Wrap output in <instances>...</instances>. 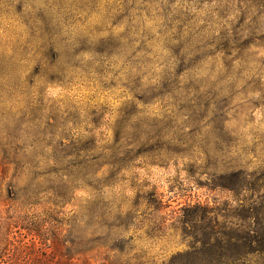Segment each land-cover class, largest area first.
<instances>
[{"label":"rangeland","instance_id":"1","mask_svg":"<svg viewBox=\"0 0 264 264\" xmlns=\"http://www.w3.org/2000/svg\"><path fill=\"white\" fill-rule=\"evenodd\" d=\"M237 170L264 184V0H0V210L56 208L87 249L6 227L0 264H172L181 206L262 195Z\"/></svg>","mask_w":264,"mask_h":264},{"label":"trees","instance_id":"2","mask_svg":"<svg viewBox=\"0 0 264 264\" xmlns=\"http://www.w3.org/2000/svg\"><path fill=\"white\" fill-rule=\"evenodd\" d=\"M224 187L236 192L247 193L263 191L257 199H237L234 219L223 215L221 209L202 204L199 201L187 203L179 209L188 212L185 222L190 225L189 236L191 244L185 252L174 256L172 264H235L248 259L256 253H264V184H248L247 177L242 170L233 171L220 177ZM44 192V191H42ZM41 192V193H42ZM15 201V199L13 200ZM40 204L38 200H27L29 209L19 206H9L1 209L3 218L0 221V231L4 228H24L33 235H39L44 239V230L52 228V250L59 256L73 258L81 256L87 249L78 247L77 239L75 249L63 246L58 235L63 232L64 218H60L62 211L50 210L38 211L35 207ZM5 212V213H4ZM190 213V214H189ZM184 217V216H183ZM230 218V220H229ZM75 243V240L71 241ZM120 253L117 259L107 256L104 264H131L128 254L124 252L122 245H117ZM66 263V262H64Z\"/></svg>","mask_w":264,"mask_h":264}]
</instances>
